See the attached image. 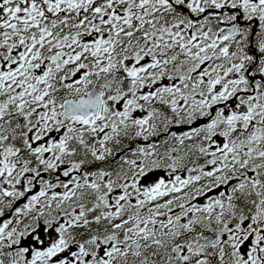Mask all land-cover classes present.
I'll use <instances>...</instances> for the list:
<instances>
[{
	"label": "snow or ice",
	"instance_id": "1",
	"mask_svg": "<svg viewBox=\"0 0 264 264\" xmlns=\"http://www.w3.org/2000/svg\"><path fill=\"white\" fill-rule=\"evenodd\" d=\"M0 264H264V0H0Z\"/></svg>",
	"mask_w": 264,
	"mask_h": 264
}]
</instances>
